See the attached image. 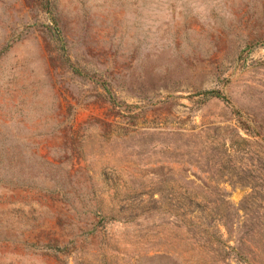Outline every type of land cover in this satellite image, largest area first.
<instances>
[{
  "label": "rangeland",
  "instance_id": "rangeland-1",
  "mask_svg": "<svg viewBox=\"0 0 264 264\" xmlns=\"http://www.w3.org/2000/svg\"><path fill=\"white\" fill-rule=\"evenodd\" d=\"M0 264H264V0H0Z\"/></svg>",
  "mask_w": 264,
  "mask_h": 264
},
{
  "label": "trees",
  "instance_id": "trees-1",
  "mask_svg": "<svg viewBox=\"0 0 264 264\" xmlns=\"http://www.w3.org/2000/svg\"><path fill=\"white\" fill-rule=\"evenodd\" d=\"M206 95L207 96H210V95H215L216 96L217 94H214V92H206Z\"/></svg>",
  "mask_w": 264,
  "mask_h": 264
}]
</instances>
